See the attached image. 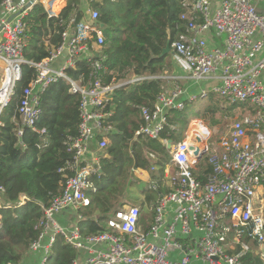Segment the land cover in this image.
Instances as JSON below:
<instances>
[{"label":"built area","instance_id":"2783aa9c","mask_svg":"<svg viewBox=\"0 0 264 264\" xmlns=\"http://www.w3.org/2000/svg\"><path fill=\"white\" fill-rule=\"evenodd\" d=\"M52 1L61 2L50 0V4ZM70 1H65L61 12ZM27 2L0 1V117L15 96L27 63L36 73L23 89L18 106L19 136L26 127L37 129L43 95L51 85L64 80L70 92L80 96L79 133L66 142L68 151L74 154L66 168L75 174L67 176L62 193L49 205L33 200L42 211L36 226L39 236L30 244L31 253H41L39 264L49 262L59 235L80 254L73 264H243L242 257L252 244L264 258V57L258 59L264 50V14L254 0H184L180 17L185 31L171 41L170 53L189 78L217 79L210 92L230 104H245L249 112L236 117L216 145L210 143L211 129L200 120L190 124L183 140L172 144L169 153L176 172L169 175L168 191L161 193L151 207L152 220L146 229L141 206L125 204L106 220L105 230L92 234L83 233L80 227V221L86 218L84 211L91 205L88 192L97 189L91 174L98 165L87 162V155L94 144L101 151L107 149L110 135L116 132L114 111L109 109L112 94L121 86L158 77L134 75L105 84L102 48L106 34L100 13L92 9L87 17L77 20L82 9L74 1L62 43L40 62L28 61L26 18L32 8L23 10ZM39 2L50 14V4ZM208 31L224 36V44L210 45ZM61 56L64 63L55 67ZM81 60L91 63L87 80L68 74ZM185 94L186 89L176 85L171 93L161 92L152 107L142 106L143 124L135 136L159 139L168 127L169 112L185 109ZM208 94L190 95V100ZM38 131L46 133L45 128ZM163 142L169 143L167 139ZM198 147L203 155L197 161L194 153ZM202 165L212 169L204 180L195 173ZM152 188L159 190L158 183ZM0 191L5 188L0 186ZM31 200L23 195L19 205ZM67 214L73 215L72 220Z\"/></svg>","mask_w":264,"mask_h":264},{"label":"trees","instance_id":"16d2710c","mask_svg":"<svg viewBox=\"0 0 264 264\" xmlns=\"http://www.w3.org/2000/svg\"><path fill=\"white\" fill-rule=\"evenodd\" d=\"M72 1L78 4L76 0H71L59 17L58 13L50 18L41 2L32 7L26 18L28 31L25 57L28 61L40 62L62 43L63 33L70 22ZM64 2L58 3V6L62 8ZM183 2L184 0H126L121 4L123 7L119 15L104 9L102 4H94L100 13L99 21L104 25L106 34L102 48L105 55L102 61L106 70L105 84L118 83L134 75L159 76L165 70H172L171 54L162 55V52L168 41L185 31V22L180 17L185 10ZM83 18L84 12L79 11L77 20ZM35 73L33 65L27 63L23 66L16 94L0 117V186L5 188V191H0V264L24 263L30 254V244L40 233L36 226L42 211L33 200L49 205L55 196L62 193L67 176L75 174V171L66 168L74 158V154L68 151L66 142L79 133L80 96L70 92V85L66 81L61 80L51 85L43 95L42 116L37 121V129L26 127L22 136L18 134L21 126L18 106L23 89L30 84ZM68 74L74 79L87 80L91 74V63L81 60L76 69L68 70ZM163 91V81L152 78L136 82L129 89L121 86L112 94L109 109L114 111L112 122L116 132L110 135L106 149L109 157L101 160L102 172L97 170L91 174V180L97 189L88 192L91 205L84 211L86 218L80 221L83 233L92 234L105 230L106 220L125 202L123 198L134 186L131 169L135 161L138 162V167L150 169V154H154L156 166L163 170L170 159L169 149L163 140H172L173 144L183 140L191 121L188 112L191 108L188 104L184 110L169 112L168 127L159 139L135 136V132L143 124L140 108L152 107ZM209 98L210 105L196 113L200 119L208 115L212 117L219 111L226 117H231L234 109L245 108V104L240 103L224 108L220 99L217 102L214 96ZM42 128L46 129V133L38 131ZM211 170V167H207L203 173L197 170L195 173L204 180V175ZM143 193L146 203L150 205L156 202L157 191L146 187ZM23 195L32 200L26 205H19ZM143 205L142 202V222L146 229L149 225L145 224ZM95 213L99 214L97 220L92 217ZM79 255L77 249L59 235L50 260L54 258V264H73ZM242 262L264 264V258L256 244L251 245L242 257Z\"/></svg>","mask_w":264,"mask_h":264},{"label":"crops","instance_id":"0c3cea01","mask_svg":"<svg viewBox=\"0 0 264 264\" xmlns=\"http://www.w3.org/2000/svg\"><path fill=\"white\" fill-rule=\"evenodd\" d=\"M29 1V0H27ZM48 4H50V0H45ZM67 2V0H65ZM79 4V6L81 7L82 11L84 12V17H87L89 15V12L92 9L97 10L94 7V4H101V2H95L93 4L90 3L89 0H76ZM64 2V0H61L60 3ZM66 2H64V5L66 4ZM254 4L257 7L258 11L262 14H264V0H254ZM51 9L49 17L52 18L51 16L53 15H58V17L61 14V6H58V3H55V1H52L51 4L49 5ZM58 17H53V18H58ZM51 24L49 23L48 26H50ZM206 35L208 36V40L210 45L212 46H220L224 44L225 41V37L224 36H216L214 31H208L206 33ZM264 57V50L258 55V59L263 58ZM65 61V57L61 56L60 58H58L55 63L54 66L55 67H60ZM171 61H172V70L168 71L165 70L163 74L156 76L159 79H161L163 81V87H164V91L171 93L173 92V90L175 89L176 85H180L181 87L186 89V94H185V101H186V105L188 104L189 107H193V111L189 114V116L191 117V121L186 129V131L189 129L190 124L194 123V121L196 120H200L202 121L205 125H207L203 120L199 119L196 116V113L203 110H196L198 108L201 107H195V102L197 100L203 99L204 101L206 100H210V96H214L216 99H220L222 97H219L218 95H216L215 93L210 92L212 86L214 84H217L219 81L217 79H209V80H205V81H195L192 80L191 78H189L186 73L179 68L176 63L174 62L173 56L171 55ZM2 67H3V61L0 58V77L2 74ZM261 80L264 83V71L262 72L261 75ZM133 84L130 85H126V88H131ZM203 91H208L209 94L206 97H198L195 100H190V95H199L201 94ZM222 101V100H221ZM208 105H210V101H207ZM224 102V101H223ZM227 103V102H225ZM225 103H223L221 106L226 108ZM206 106V107H207ZM205 107V108H206ZM204 108V109H205ZM236 110V109H234ZM240 115V114H239ZM208 126V125H207ZM209 127V126H208ZM210 128V127H209ZM185 131V132H186ZM185 135V133H184ZM109 157V154L107 152V150H103L101 151L96 144L92 145L88 155H87V162L91 163V164H95L98 165V170L100 169V163L101 160L103 158H107ZM148 157V156H147ZM150 158H151V168L150 169H143L141 167H138V162L135 161V164L133 165L131 171H132V179L135 182V180H138L140 182H142V186L141 187V193L143 192L144 188L148 187V188H152L153 184L156 182L158 183L159 177H160V183L158 184L159 186V190H155L158 192L157 198L156 200L159 198V196L161 195V193H165L168 191L169 189V185H170V178L169 175H171L172 173L174 174L176 172V167L175 165L171 162V160L169 159V162L166 164V166L163 168V170L161 169L160 166H156V157L152 156V154H150ZM155 166L157 169H153L152 167ZM197 170V169H196ZM207 170V167H205L204 165H202V167H200L199 172L203 173V171ZM136 183V182H135ZM133 187L131 189V191H133ZM130 191V193H131ZM141 200L143 199V203L146 204L145 201V195L142 193L141 194ZM139 198V197H138ZM141 202V203H142ZM155 202H153L152 204H150V209L148 210L149 213L151 212V207L154 205ZM148 204V203H147ZM137 205V204H136ZM143 207V212H144V205ZM67 217H70L72 220L73 215H66ZM93 218H95L97 220V218L99 217V214L95 213L93 216ZM40 257H41V253H31L25 258L24 263L23 264H39L40 261Z\"/></svg>","mask_w":264,"mask_h":264},{"label":"rangeland","instance_id":"374dc122","mask_svg":"<svg viewBox=\"0 0 264 264\" xmlns=\"http://www.w3.org/2000/svg\"><path fill=\"white\" fill-rule=\"evenodd\" d=\"M97 2H101V4L104 6V9L106 10H110L116 13V15H119V13L122 11V3H124L126 0H96ZM118 17V16H117ZM2 75V74H1ZM0 83H1V77H0ZM225 98H221L222 102L220 101V104L222 105L223 103H225L226 107H229L230 103L225 99ZM217 100V99H216ZM210 100H206L204 101L203 99L197 100L195 102V107H201L198 108L196 110H205L204 108L208 105V102ZM217 100V102H219ZM224 101V102H223ZM191 109L188 110L189 114L193 111V107H190ZM189 109V108H188ZM201 110V111H203ZM249 112L248 109L244 108L241 109L240 107L236 110H233V116L231 117H226L221 111L217 112L216 114H214L212 117L210 115H208L206 118H203L201 120H203L211 129L212 131V137L210 139V143L212 145H216L218 143V141L228 132L233 120L239 116V114L242 113H247ZM200 119V118H199ZM198 124H200L199 122H197ZM200 170V167H197V171ZM111 176V175H109ZM133 176V175H132ZM136 183H134L133 186V191L130 190L127 191L125 197L123 198V200H125V202H122L119 207H122L125 204H129V205H139L141 204V202L143 201V199L141 200L142 197V193H141V187L142 186V182L135 180ZM129 192V193H128ZM130 194V196H129ZM144 194V193H143ZM139 197V198H138ZM150 209V205L149 204H145L144 203V220H145V224L149 225L151 223L152 220V214L149 213ZM55 260L54 258H52L47 264H54Z\"/></svg>","mask_w":264,"mask_h":264},{"label":"water","instance_id":"95a60500","mask_svg":"<svg viewBox=\"0 0 264 264\" xmlns=\"http://www.w3.org/2000/svg\"><path fill=\"white\" fill-rule=\"evenodd\" d=\"M38 2H39V0H29L23 10L32 8ZM23 10H21L20 12L14 14L12 17H10V19L13 18L14 16L18 15L19 13H21ZM102 26H104V25L102 24ZM170 53H171V41H168L166 46H165V48H164V50H163V52H162V55H166V54H170ZM196 140L198 142H201V138L199 136H196ZM168 142L169 143L167 145V148L171 149L173 141L172 140H168ZM194 154H195V159L198 161V160H200V158L203 155V150H201L200 147H198L195 150ZM99 171L102 172V169H99Z\"/></svg>","mask_w":264,"mask_h":264}]
</instances>
